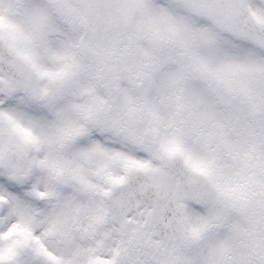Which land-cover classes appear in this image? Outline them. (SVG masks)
Masks as SVG:
<instances>
[{"label":"snow or ice","instance_id":"snow-or-ice-1","mask_svg":"<svg viewBox=\"0 0 264 264\" xmlns=\"http://www.w3.org/2000/svg\"><path fill=\"white\" fill-rule=\"evenodd\" d=\"M0 264H264V0H0Z\"/></svg>","mask_w":264,"mask_h":264}]
</instances>
